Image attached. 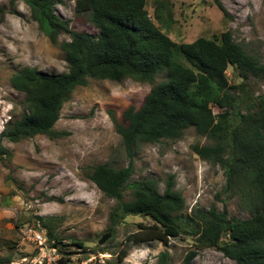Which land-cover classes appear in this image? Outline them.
Masks as SVG:
<instances>
[{"label":"trees","instance_id":"16d2710c","mask_svg":"<svg viewBox=\"0 0 264 264\" xmlns=\"http://www.w3.org/2000/svg\"><path fill=\"white\" fill-rule=\"evenodd\" d=\"M20 1L53 45L59 44L63 34L70 37L59 45L68 71L55 75L25 67L11 76L13 89L25 95L24 112L0 134V159L11 155L2 145L4 139L19 143L37 136L62 137L54 129L62 107L90 80L120 84L132 79L150 84L152 89L140 108L129 107L121 120L111 114L128 157L132 160L141 145L179 141L187 130L195 129L209 144L194 146V152L222 168L224 191L240 198L249 218L229 217L226 210L215 207L184 215L186 202L175 189L174 177L161 193L153 179L132 180L130 160L128 167L118 170L108 164L91 167L85 176L116 202L108 231L114 232L128 217L149 218L153 225L140 224L130 238L133 244L158 241L167 245L172 238L186 236L197 249L216 250L236 264H264V96L245 97L244 107L239 108L238 92L245 91L251 77L264 79V63L236 43L229 31L219 39L176 44L150 18L147 0H77L76 14L87 16L97 30L95 35L72 30L70 22L56 14L61 0H9V11ZM214 1L228 18L222 3ZM157 5L155 17L161 21L168 10L162 2ZM229 67L242 84L229 83ZM212 105L223 112L215 115ZM35 219L61 244L47 220ZM72 245L84 248L79 242ZM196 256V250L190 251L183 264H192ZM169 257L162 252L157 264H168ZM126 258L127 251H121L119 263ZM11 263V259L2 261Z\"/></svg>","mask_w":264,"mask_h":264},{"label":"rangeland","instance_id":"374dc122","mask_svg":"<svg viewBox=\"0 0 264 264\" xmlns=\"http://www.w3.org/2000/svg\"><path fill=\"white\" fill-rule=\"evenodd\" d=\"M76 1L61 0L56 14L68 20L74 31L97 34L87 16L76 14ZM219 1L228 18L214 0H147L146 9L157 27L176 44L193 43L199 38L219 39L229 31L236 43L264 63V0ZM158 2L168 10H164L161 21L155 17ZM9 10V0H0V134L8 122L24 112L25 95L10 84L16 71L25 67L55 75L68 71L59 45L70 41V37L63 34L59 44L53 45L24 2H18L14 11ZM226 75L231 85L243 83L232 67ZM151 89L152 85L132 79L120 84L90 80L62 107L54 127L62 137L2 141L11 155L0 159V264L31 255L32 248L23 244L19 228L32 225L37 217L47 220L59 241L74 247L72 244L82 243V257L93 255L95 264H157L162 252L169 253L168 264H183L193 250L197 256L192 264H236L216 250L197 249L195 241L186 236L172 238L167 245L158 241L133 244L130 238L140 224L153 225L149 218L128 217L114 232L108 231L116 202L106 198L85 176L89 168L100 164L117 170L130 165L111 114L121 120L129 107H141ZM238 92L242 98L239 108H243L245 97L264 96V79L251 77L245 91ZM212 110L215 115L223 112L216 105ZM207 144L208 140L192 128L179 141L141 145L131 160L132 180L153 179L163 193L173 176L175 189L186 202L184 215L215 207L226 210L229 217L249 218L240 198L224 191L222 168L194 152V146ZM109 234L107 241L99 245ZM125 250L127 258L119 263V254Z\"/></svg>","mask_w":264,"mask_h":264},{"label":"built area","instance_id":"2783aa9c","mask_svg":"<svg viewBox=\"0 0 264 264\" xmlns=\"http://www.w3.org/2000/svg\"><path fill=\"white\" fill-rule=\"evenodd\" d=\"M19 233L23 244L30 246L32 252L29 257L11 264H95L93 255L82 257L81 248L70 246L66 241L57 244L39 222L19 228Z\"/></svg>","mask_w":264,"mask_h":264},{"label":"water","instance_id":"95a60500","mask_svg":"<svg viewBox=\"0 0 264 264\" xmlns=\"http://www.w3.org/2000/svg\"><path fill=\"white\" fill-rule=\"evenodd\" d=\"M109 237H110V234L107 235V236H105V237H103L102 240L99 242V245H103V244L107 241V239H108Z\"/></svg>","mask_w":264,"mask_h":264}]
</instances>
